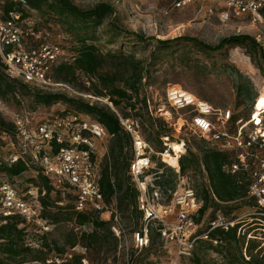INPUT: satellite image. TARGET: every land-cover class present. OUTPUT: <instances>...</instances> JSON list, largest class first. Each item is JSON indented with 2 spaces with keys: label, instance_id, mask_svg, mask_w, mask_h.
Returning a JSON list of instances; mask_svg holds the SVG:
<instances>
[{
  "label": "trees",
  "instance_id": "trees-1",
  "mask_svg": "<svg viewBox=\"0 0 264 264\" xmlns=\"http://www.w3.org/2000/svg\"><path fill=\"white\" fill-rule=\"evenodd\" d=\"M14 6H9L12 8ZM16 10L22 11L19 7ZM40 12L47 16V22L55 25H63L67 34L72 61L62 57L54 67L52 78L58 83L66 84L83 95L91 96L98 100L91 101L82 97H69L63 93H48L24 85L23 82L11 78L6 73V68L0 60V100L4 103L20 106L21 99L32 100L33 106L46 108L56 104H67L66 114L79 113L99 122L107 133L112 136L109 140L108 152L100 163L99 186L104 202L110 206L115 204L117 212L122 220L132 225L135 231L139 230L142 222V213L138 208L139 191L133 184L129 169L133 161L131 151V138L123 130L118 114L123 118H139L142 130L146 133V141L155 145L156 152L162 154L169 150L163 144L162 138L169 137V129L163 118H153L148 111L147 99L143 94L144 81L150 77L151 71L157 66L162 53L173 46L192 45L199 51L212 55L222 51L228 45H238L247 49L251 60L259 69L263 68L257 60L258 55L264 54L261 46L249 36H236L224 39L216 47L208 46L203 42L188 37H179L173 40H158L150 56L139 58L134 52H126L125 47L118 50L100 49L94 42L91 30L100 27L104 21L112 18L114 8L108 4H100L92 9L82 10L76 7L71 0H29V10L22 11L25 17L29 12ZM264 17V7L261 10ZM108 39L109 47L115 46L121 36L127 38L128 44L144 45V50L151 43L144 36L128 32L120 28L113 20L109 21ZM126 43V44H127ZM62 51L68 48L64 47ZM63 51V52H64ZM226 68L225 71H229ZM235 74L236 94L239 99L237 107L248 106L244 116L233 112V120H248L252 114L256 96L254 88L241 73L232 70ZM81 76L86 79L82 82ZM102 100V101H99ZM202 100V99H201ZM103 101H106L104 103ZM205 101V100H203ZM207 102V101H205ZM210 104V103H209ZM213 106V105H212ZM215 107V106H214ZM221 108V107H215ZM144 112V113H143ZM133 113V114H132ZM143 134V132H142ZM11 138L16 143V130L12 122L7 121L0 113V144L4 138ZM185 154L179 159L180 172L162 162L159 158V168H166L167 175L163 173L158 185L166 193L176 189L175 181L187 174L202 176L201 183L197 186L198 198L203 206L198 212L197 223L205 216L208 210L213 209V218L210 224L216 221L215 214L223 211L228 221H236V216L229 218L242 206H253L255 212L251 219L256 220L254 225L264 221V217L256 211V201L249 197V181L243 175H231L225 172L224 166L234 162L230 154L207 149L205 142L193 137L191 147L186 148ZM156 156V155H154ZM152 157L155 160V157ZM31 170L27 162L19 161L13 165L2 164L0 176L9 180L21 177ZM30 184L39 190L42 206L41 217L51 226L63 223H71L80 229L78 236H72L67 241L70 249L78 245L94 252L96 255H109L117 251L118 239L110 228V221L102 220L101 214L94 211L77 212L75 210V197L72 194V202L60 206L59 202L52 201V193L59 192L50 184V181L41 173L31 178ZM60 200V198L58 199ZM210 224L205 232L210 229ZM245 221L241 220L228 231L215 229L208 234V240H199L195 246L193 255L189 258L192 264H264V247L255 239H247L248 234L241 231L245 227ZM44 234V233H43ZM160 235L155 229L150 231L149 247L142 252H150L154 246L160 244ZM162 242V241H161ZM55 252L57 257L66 255V246H58L56 242H48L46 235L31 233L29 226L24 225V220L17 216L4 222L0 218V264H46L50 260L49 254ZM136 251L132 253L134 257ZM219 256L220 261L207 260L209 253ZM79 255L66 258V264H82ZM143 260L140 259V262ZM218 261V262H217ZM133 262V261H132ZM134 264V262H133Z\"/></svg>",
  "mask_w": 264,
  "mask_h": 264
},
{
  "label": "built area",
  "instance_id": "built-area-1",
  "mask_svg": "<svg viewBox=\"0 0 264 264\" xmlns=\"http://www.w3.org/2000/svg\"><path fill=\"white\" fill-rule=\"evenodd\" d=\"M193 1L217 4L221 8L220 19L226 23L235 16L260 17L264 7V0H182L177 6ZM15 7L27 12L29 0H0V60L6 73L33 89L96 100L52 78L54 67L65 53L59 46L51 44L46 36L24 26L27 17ZM261 96L264 95L261 93L255 99L254 111L248 120L234 121L231 109L215 108L181 87L169 86L166 91V101L171 110L186 113L185 121L182 120L185 126L179 130L186 127L194 138L205 142L207 149L224 152L234 158L233 163L224 166L225 172L248 178V195L256 201L258 215L264 217V106L262 109L258 107ZM118 117L132 140L134 158L129 174L139 191L138 208L142 213L141 227L133 233L136 251L142 252L149 247L150 231L155 229L165 246L172 244L179 256L189 260L196 243L208 240L211 231H228L235 227L238 220L228 221L223 217L212 222L205 235L198 236L194 231L193 218L198 215L203 202L191 188L166 193L158 185L162 169L152 159L156 155L168 164L167 157L174 155L178 159V166L174 168L179 173V159L186 152V142L181 143L184 152L176 156L168 144L169 138L164 137L163 144L169 150L162 154L154 153L143 137L140 119L123 118L119 114ZM13 119L16 143L12 145L11 154H0V166L27 162L31 166L30 171L36 175L41 173L56 191L72 192L77 212L108 213L111 231L121 241L125 233L123 220L115 204L106 205L99 186V145L102 147L112 138L106 129L79 113H63L41 121H35L30 113H17ZM41 196L44 194L40 195L38 188L22 193L7 177L0 176V218L6 222L8 218L19 216L24 225L30 227L37 223L43 233L49 232L51 225L41 217ZM58 258L56 264L67 262L62 257ZM82 263L87 264L86 260ZM46 264H54V261L49 260ZM126 264L133 262L128 259Z\"/></svg>",
  "mask_w": 264,
  "mask_h": 264
},
{
  "label": "rangeland",
  "instance_id": "rangeland-1",
  "mask_svg": "<svg viewBox=\"0 0 264 264\" xmlns=\"http://www.w3.org/2000/svg\"><path fill=\"white\" fill-rule=\"evenodd\" d=\"M73 4L82 9L88 10L100 4H108L114 8L112 18L104 21L100 27L92 29L91 35L94 36V42L100 46L104 52L106 50H118L125 47L126 52H134L139 58L150 56L156 46L158 40H173L179 37H188L197 39L204 44L216 47L224 39L236 36H249L261 46L264 52V17L254 16H235L231 22H223L220 19L221 8L217 4L199 3L193 1L191 4L178 7L177 4L182 0H71ZM114 21L120 28L125 31L140 34L151 43L144 50V45L128 44L127 38L119 37L115 46L109 47L107 41L111 38L109 29V21ZM24 26H30L36 34L46 36L48 41L56 46L68 48L69 52L64 51L66 61L71 62L73 53H71V45L67 40L69 36L64 32L63 25H55L47 22V16L40 12H29ZM127 43V44H126ZM257 61L262 64L263 68L259 69L256 63L251 60L247 49L238 45H228L222 51L207 55L199 51L192 45L173 46L172 49L162 53V57L157 66L151 71L150 77L144 81L143 94L147 99V106L150 115L153 118H163L168 125L169 140L168 144L178 143L181 146L182 141L186 142V148L191 147L193 143L192 133L187 131L185 126L186 113L172 111L166 101V91L169 86H177L186 91L194 93L199 99L205 100L215 107L231 109L235 114L244 116L248 111V106L237 107L239 99L235 88V74L232 70L241 73L244 78L250 82L254 88L256 98L259 94L264 95V54L257 56ZM230 68L229 71L224 70ZM85 82L86 79L81 76L80 79ZM32 88V87H31ZM70 97V96H69ZM264 98V96H262ZM96 99V98H95ZM20 106L13 103L7 104L0 100V113L7 120L12 122L13 117L17 113H30L35 121L63 114L69 110L67 104H56L46 108L43 106H33L32 100L23 98ZM98 100V99H96ZM94 101V100H91ZM102 101V100H99ZM106 103V101H103ZM144 113V112H143ZM133 114V113H132ZM171 114V117H170ZM183 120V121H182ZM143 137L146 139V133ZM13 141L11 138H4L0 144V154L6 156L13 151ZM109 142H105L101 147L99 145V164L106 157ZM154 153L155 145H151ZM172 151V150H171ZM154 156V155H153ZM153 160L159 168V159ZM167 168V167H166ZM162 169V174L167 171ZM167 175V173H165ZM37 176L34 172L29 171L19 178L9 180L22 193L35 189L30 184L31 178ZM202 176L187 174L179 177L175 181V191L191 188L197 193V186L201 183ZM72 192L62 191L53 192L52 201L54 204L59 202L60 206H65L72 202ZM198 194V193H197ZM60 198V200H58ZM213 209L208 210L200 223L196 220L198 215L194 216V231L198 236L206 234L212 218ZM255 208L253 206H242L239 211H235L229 218L236 216L237 220L245 221V227L242 233L248 234L247 239H255L264 247V221L254 225L251 218L255 216ZM227 218L223 211L215 214L216 220L219 218ZM109 214H101L102 220H108ZM125 233L122 240L118 243L117 251L109 255H96L94 252H88L81 246L70 249L67 241L72 236H78L80 229L71 223H63L57 226H51L50 231L44 233L41 227L36 224L30 226V232L46 235L48 242H56L58 246H66V255L62 258L66 260L73 255H79L82 260H86L87 264H126L127 260L133 261L134 264H192L190 260L182 258L178 255V251L172 244L165 246L163 242H159L150 252H139L134 248L133 233L135 230L132 225L123 220ZM135 252L134 257L132 253ZM50 260L59 259L53 251L49 254ZM140 259L143 260L140 262ZM207 260L220 261L219 256L209 253ZM217 261V262H218ZM67 262L63 263L66 264ZM83 264V263H82Z\"/></svg>",
  "mask_w": 264,
  "mask_h": 264
},
{
  "label": "bare ground",
  "instance_id": "bare-ground-1",
  "mask_svg": "<svg viewBox=\"0 0 264 264\" xmlns=\"http://www.w3.org/2000/svg\"><path fill=\"white\" fill-rule=\"evenodd\" d=\"M263 106H264V98L262 97V101L258 105V107L262 109ZM171 150H172V152H174L176 154V156H178L180 153L184 152V147H183L182 144L180 146L178 143H172L171 144ZM167 158H169V159H167V162H168V164L170 166H172V167H177L178 166L177 157H175L174 155H169Z\"/></svg>",
  "mask_w": 264,
  "mask_h": 264
}]
</instances>
